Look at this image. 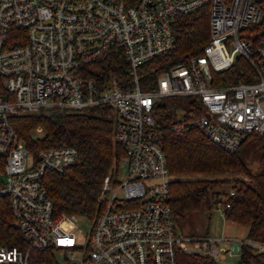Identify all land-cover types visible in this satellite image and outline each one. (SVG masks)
Listing matches in <instances>:
<instances>
[{
	"label": "built area",
	"instance_id": "obj_1",
	"mask_svg": "<svg viewBox=\"0 0 264 264\" xmlns=\"http://www.w3.org/2000/svg\"><path fill=\"white\" fill-rule=\"evenodd\" d=\"M202 8L210 25L202 53L179 58L154 90L142 89L139 66L172 51L178 18ZM115 50L129 66L127 78L93 77V64ZM238 56L252 69L247 80L213 84V72ZM0 75V197L25 243L0 244V264H178L180 252L216 261L234 255L235 238L183 232L174 217L154 108L166 97L198 99L206 111L188 122L228 152L248 134H264V0H0ZM95 106L110 107L122 154L104 179L100 211L83 241L81 215L56 214L43 184L46 171L63 173L78 161L77 149L55 145L34 153L11 118ZM120 164L124 180L117 177ZM243 243L264 249L250 238Z\"/></svg>",
	"mask_w": 264,
	"mask_h": 264
},
{
	"label": "trees",
	"instance_id": "obj_2",
	"mask_svg": "<svg viewBox=\"0 0 264 264\" xmlns=\"http://www.w3.org/2000/svg\"><path fill=\"white\" fill-rule=\"evenodd\" d=\"M176 45L165 55L152 58L138 68L141 88L154 90L157 78L175 64L179 58L201 54L209 42L210 25L207 8L196 10L178 18L175 25ZM93 77L102 80L117 77L127 78L128 64L120 51H112L93 64ZM252 69L247 60L238 56L234 64L221 72H213V84L227 85L246 81V73ZM0 75V84H1ZM169 97L156 101L162 112L164 150L171 175L167 201L176 220L185 214L198 211L204 205L208 210L223 208L228 220L248 227V238L264 245V134H248L234 152H228L211 141L188 119L206 108L198 99ZM185 113L178 120L176 111ZM187 119V120H186ZM185 120V121H184ZM19 138L30 151L55 145H68L77 149L79 159L65 172L48 170L43 175V184L54 202L56 214L76 213L93 219L100 211L104 179L118 164L121 146L114 140V120L110 107L95 106L85 112H70L51 115H14L11 118ZM165 124H164V123ZM182 122L180 130L174 124ZM42 127L43 136H34ZM250 144L257 146L249 149ZM258 147V148H257ZM261 153L254 158L253 153ZM258 165L253 169L252 161ZM232 174V178L210 175ZM207 176H202V175ZM202 176V177H201ZM230 183L228 191L219 187ZM24 246L21 232L9 211L7 200L0 197V244ZM238 264H264V250L241 243ZM178 264H219L215 259L198 254H178Z\"/></svg>",
	"mask_w": 264,
	"mask_h": 264
},
{
	"label": "rangeland",
	"instance_id": "obj_3",
	"mask_svg": "<svg viewBox=\"0 0 264 264\" xmlns=\"http://www.w3.org/2000/svg\"><path fill=\"white\" fill-rule=\"evenodd\" d=\"M193 55V54H192ZM171 102L173 100H179L181 96H171L169 97ZM183 110L176 111V116L179 119H181L184 115ZM154 114L156 119L159 121L160 119H163L162 112H159L157 107L154 108ZM160 122V121H159ZM164 123V122H163ZM165 124V123H164ZM44 131L43 129L41 131L35 130L34 136H43ZM246 145H249V149H253L254 146H257V142H253L250 144V140L246 141ZM258 148V147H257ZM259 150H255L253 153L254 158H257L260 155ZM253 169L255 170L256 166L258 165V162L256 160L252 161ZM127 176V169L126 166L123 164L119 165V174L118 178L121 180H124ZM202 176H207L202 175ZM201 176V177H202ZM232 174H218V175H210V177H222V178H232ZM231 187L230 183H226L223 186L219 187L220 189L224 191H228ZM223 208L221 205H219L218 208H213L212 210H208L204 205L202 208L195 212H190L188 214H185L184 218H180L178 220V223L183 230V232L186 233H196V234H209L213 236H227L231 238H235L233 243L236 245L235 253L234 255L227 256L226 259H217V262L219 264H238L240 261V251H239V245L242 242H245L248 240V227L239 225L233 221L228 220L223 215ZM93 220L88 218L87 216H79L78 222L76 223L77 226V233L81 240L85 241L90 234V231L92 229ZM227 247L228 244H227ZM256 252L264 250L263 248H254ZM57 260L63 261V258L61 255L57 254Z\"/></svg>",
	"mask_w": 264,
	"mask_h": 264
}]
</instances>
